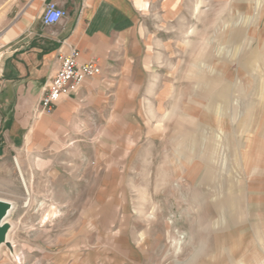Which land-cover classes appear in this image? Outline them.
I'll return each instance as SVG.
<instances>
[{
    "label": "rangeland",
    "instance_id": "obj_1",
    "mask_svg": "<svg viewBox=\"0 0 264 264\" xmlns=\"http://www.w3.org/2000/svg\"><path fill=\"white\" fill-rule=\"evenodd\" d=\"M25 1L0 0V31ZM137 9L131 99L103 89L61 141L0 158L13 201L0 264H264L243 260L261 240H236L264 181V0Z\"/></svg>",
    "mask_w": 264,
    "mask_h": 264
},
{
    "label": "crops",
    "instance_id": "obj_2",
    "mask_svg": "<svg viewBox=\"0 0 264 264\" xmlns=\"http://www.w3.org/2000/svg\"><path fill=\"white\" fill-rule=\"evenodd\" d=\"M48 1L65 9L68 17L60 24L44 27L40 15ZM144 2L147 0L25 1L15 19L0 31V75L4 82L0 93V158H18L26 147L37 152L61 141V136L76 129L82 108L90 107L97 97H108L103 89L117 87L114 97H123L118 102L131 99L130 89L136 85L131 72L141 70L137 7ZM69 48L78 50L81 63L97 61L102 72L87 80L76 95L62 96L51 114L34 118L43 88L58 69V55ZM256 188V193L250 194L256 203L246 207L259 208V215L244 222H249L252 234L242 231L237 240L248 238L263 244L260 254L251 253L245 261L264 259V234L259 233L264 227V181L260 179ZM242 200L248 203L244 194ZM238 210L240 206L234 212L236 219ZM245 248L237 255L244 257Z\"/></svg>",
    "mask_w": 264,
    "mask_h": 264
},
{
    "label": "built area",
    "instance_id": "obj_3",
    "mask_svg": "<svg viewBox=\"0 0 264 264\" xmlns=\"http://www.w3.org/2000/svg\"><path fill=\"white\" fill-rule=\"evenodd\" d=\"M67 17L68 13L65 9L53 1H48L43 6L40 21L44 27H50L60 24ZM57 60L58 69L48 78L43 88L41 98L33 112L34 118L51 114L62 96L76 95L87 80L99 76L102 72L95 60L81 63L79 52L75 48L60 53ZM3 88L4 82L0 75V93ZM15 159L13 158L14 163Z\"/></svg>",
    "mask_w": 264,
    "mask_h": 264
},
{
    "label": "bare ground",
    "instance_id": "obj_4",
    "mask_svg": "<svg viewBox=\"0 0 264 264\" xmlns=\"http://www.w3.org/2000/svg\"><path fill=\"white\" fill-rule=\"evenodd\" d=\"M14 166H15V168L17 169L18 177H19V179H20V181H21V183H22V186L24 187V198H23V199H24L25 201L29 202V200H30V199H29L30 192H29L28 187H27V185H26V181H25L24 175H23V173H22V171H21V169H20L19 163H18V161H17L16 159H15ZM0 202L7 203V204L9 205V207L5 209V214H4L3 218H2L1 221H0V225H1V226H5L7 220H8V218L10 217V214H11V212H12V210H11V209H12L11 206L13 205V201H12L11 199H9L8 197H5V196L0 195ZM27 202H26V203H27ZM232 239H233V238H232ZM235 239H236V238H235ZM235 239H234V240H235ZM7 240H8V228H7V232H6V235H5V239H4V241H3L2 243H0V249H1L2 244H4ZM236 240H237V239H236ZM223 242H224V240H223ZM237 245H238V247L240 248V245H241V244L238 242V240H237ZM201 264H205V263L203 262V263H201Z\"/></svg>",
    "mask_w": 264,
    "mask_h": 264
},
{
    "label": "water",
    "instance_id": "obj_5",
    "mask_svg": "<svg viewBox=\"0 0 264 264\" xmlns=\"http://www.w3.org/2000/svg\"><path fill=\"white\" fill-rule=\"evenodd\" d=\"M8 207H9V205L7 203L0 202V221L5 214V209ZM6 232H7V227L0 225V243H2L4 241ZM6 244H7V247H10L8 243H6Z\"/></svg>",
    "mask_w": 264,
    "mask_h": 264
}]
</instances>
